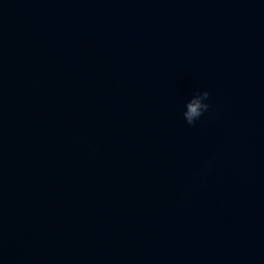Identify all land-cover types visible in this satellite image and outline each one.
Listing matches in <instances>:
<instances>
[{"label":"clouds","instance_id":"1","mask_svg":"<svg viewBox=\"0 0 264 264\" xmlns=\"http://www.w3.org/2000/svg\"><path fill=\"white\" fill-rule=\"evenodd\" d=\"M210 97L208 91H197L191 99L186 103V110L183 113V117L188 125L192 126L196 121L208 111L210 105L206 103Z\"/></svg>","mask_w":264,"mask_h":264}]
</instances>
